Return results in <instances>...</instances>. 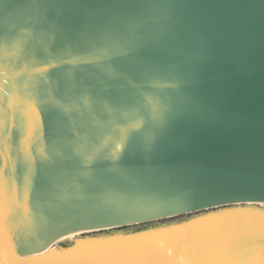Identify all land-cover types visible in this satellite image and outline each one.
Wrapping results in <instances>:
<instances>
[{
	"label": "water",
	"instance_id": "obj_1",
	"mask_svg": "<svg viewBox=\"0 0 264 264\" xmlns=\"http://www.w3.org/2000/svg\"><path fill=\"white\" fill-rule=\"evenodd\" d=\"M0 264H264V0H0Z\"/></svg>",
	"mask_w": 264,
	"mask_h": 264
},
{
	"label": "trees",
	"instance_id": "obj_2",
	"mask_svg": "<svg viewBox=\"0 0 264 264\" xmlns=\"http://www.w3.org/2000/svg\"><path fill=\"white\" fill-rule=\"evenodd\" d=\"M141 228H145V227H141ZM140 229V228H139ZM65 245V244H64Z\"/></svg>",
	"mask_w": 264,
	"mask_h": 264
}]
</instances>
